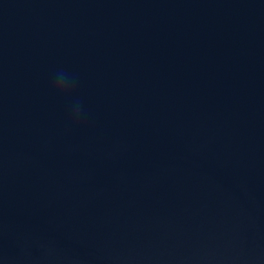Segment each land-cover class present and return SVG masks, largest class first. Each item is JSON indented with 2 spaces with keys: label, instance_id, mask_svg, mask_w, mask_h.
Wrapping results in <instances>:
<instances>
[{
  "label": "water",
  "instance_id": "1",
  "mask_svg": "<svg viewBox=\"0 0 264 264\" xmlns=\"http://www.w3.org/2000/svg\"><path fill=\"white\" fill-rule=\"evenodd\" d=\"M0 264H264V0H0Z\"/></svg>",
  "mask_w": 264,
  "mask_h": 264
},
{
  "label": "clouds",
  "instance_id": "2",
  "mask_svg": "<svg viewBox=\"0 0 264 264\" xmlns=\"http://www.w3.org/2000/svg\"><path fill=\"white\" fill-rule=\"evenodd\" d=\"M76 86L75 77L64 71H59L55 75V88L58 94L68 95ZM82 115V106L76 101L72 106L73 121L79 123Z\"/></svg>",
  "mask_w": 264,
  "mask_h": 264
}]
</instances>
